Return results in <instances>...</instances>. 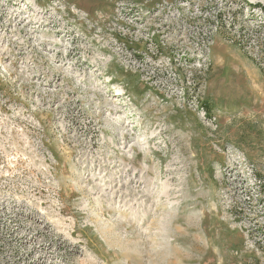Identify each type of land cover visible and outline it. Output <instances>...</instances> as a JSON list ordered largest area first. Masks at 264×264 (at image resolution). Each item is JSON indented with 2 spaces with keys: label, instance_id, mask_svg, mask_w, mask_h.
I'll return each mask as SVG.
<instances>
[{
  "label": "rangeland",
  "instance_id": "1",
  "mask_svg": "<svg viewBox=\"0 0 264 264\" xmlns=\"http://www.w3.org/2000/svg\"><path fill=\"white\" fill-rule=\"evenodd\" d=\"M264 0H0V264H264Z\"/></svg>",
  "mask_w": 264,
  "mask_h": 264
},
{
  "label": "trees",
  "instance_id": "2",
  "mask_svg": "<svg viewBox=\"0 0 264 264\" xmlns=\"http://www.w3.org/2000/svg\"><path fill=\"white\" fill-rule=\"evenodd\" d=\"M263 11H264V6H263Z\"/></svg>",
  "mask_w": 264,
  "mask_h": 264
}]
</instances>
